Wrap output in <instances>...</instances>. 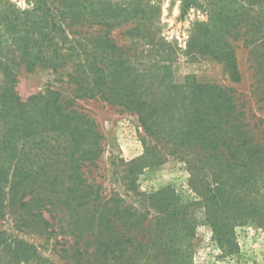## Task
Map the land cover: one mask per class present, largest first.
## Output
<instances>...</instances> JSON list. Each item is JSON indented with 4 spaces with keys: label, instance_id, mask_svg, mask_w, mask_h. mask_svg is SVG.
I'll list each match as a JSON object with an SVG mask.
<instances>
[{
    "label": "rangeland",
    "instance_id": "obj_1",
    "mask_svg": "<svg viewBox=\"0 0 264 264\" xmlns=\"http://www.w3.org/2000/svg\"><path fill=\"white\" fill-rule=\"evenodd\" d=\"M188 1L195 5L46 0L37 19L47 18L39 24L42 35L34 33L32 40L49 59L33 68L15 45L26 37L27 25L9 30L0 24V264H68L63 250L83 245L93 230L91 214L83 227L74 220L93 209L81 199L91 186L99 193L96 208L115 214L119 205L123 211L116 215L117 232L106 233L105 240L124 237L125 251L106 264H264V164L235 168L231 179L223 166L229 151L206 161L181 145L192 106L181 89L169 90L186 83L231 90L241 129L264 145V102L255 94L264 88V3ZM36 2L0 0V16L8 6L32 12ZM204 27L214 34L224 28L239 81L224 61L198 50ZM12 79L18 101L2 104L4 97L11 100L6 82ZM85 88L95 95H84ZM52 92L61 106L71 105L96 125L102 151L94 164L83 163L79 175L72 151L59 148L69 145L60 125L47 121L50 113L40 107L22 105ZM138 102H166L151 132L139 122ZM18 184L22 201L31 200L26 208L11 207ZM49 187L57 193L50 195ZM48 198L57 208L37 206ZM124 209L135 215L127 222ZM39 213L52 225L43 224ZM137 218L144 220L139 228ZM99 245L90 242L89 250L95 253ZM93 258L91 264H100Z\"/></svg>",
    "mask_w": 264,
    "mask_h": 264
},
{
    "label": "trees",
    "instance_id": "obj_2",
    "mask_svg": "<svg viewBox=\"0 0 264 264\" xmlns=\"http://www.w3.org/2000/svg\"><path fill=\"white\" fill-rule=\"evenodd\" d=\"M254 1H262L264 3V0ZM184 2L186 3V9L195 5V3L189 2L188 0H184ZM43 5H47L46 0H38L32 12H20V10L18 11L16 8L12 10L11 6H8V10L6 8L4 11L2 10L3 15L0 16V24L4 22L9 30L10 28L16 30L18 25H27L26 37L23 38V36H21V38H19L18 44L15 45L21 58H26L28 68H33L37 63L49 59L48 56H46L44 47L38 45L37 42H33L32 40V35L34 33L37 35H42V32H39V24L45 22L47 18H43L41 20L37 19L39 18L38 14L41 12ZM46 9L50 11L49 7ZM223 20L224 19L221 20V25ZM225 27H228V25H225ZM230 27L232 26L230 25ZM223 30L224 28H219L218 33L214 34L212 29H207L204 27L203 31L205 34L203 37L205 40H199V45L197 47L202 54H211L216 59L224 61L227 68L229 69L231 78L234 81H239L241 76L236 64L234 50L232 49L231 45L228 44ZM207 32L209 36H212V38L208 37ZM248 32L249 31H247V33ZM29 34L30 36H28ZM213 35L216 36L215 41H213ZM248 43V40L245 41V44ZM5 70H9V68L5 66ZM11 76L12 75H7L8 78H11ZM13 82L14 79L6 82L10 84V86L7 87V92H10L11 100H5L4 98L6 97H4L2 104L7 101L8 103H15L18 101L15 93H13ZM173 88L181 89L183 91L182 96L192 106V111L189 114V123L186 127L183 137L181 138V145L195 149L199 152V154L203 153L206 161H217L218 155H224L226 151H229V159L226 160L223 166L228 167V169L231 170V179L233 177V171L235 168H249L251 166L254 167L259 164H264V145L257 141L253 135H250L249 132L241 129L239 116L236 114L237 98L232 94L231 90H227L226 88L218 85H195L186 83L182 86H170V89L168 86L170 94L171 89ZM83 91L84 95L90 97L96 93L94 89L89 88H85ZM52 93L49 97L40 94L31 98L26 102V104L22 105H32L36 108L40 107V109L44 110V114L45 112L50 113V115H47L48 117H46L47 121L54 122L52 125L55 128L60 125L58 127V131L60 132V135L67 134V144L69 145L66 147H62L60 145L59 148L72 151L71 158L73 169L75 170L74 173L79 175V171L83 163L85 161H89L91 164H94L99 159L100 153L102 151L98 140V133L94 130V128L96 129V125L91 123L87 116L81 113L79 110L71 108V105L67 104L61 106L59 104V96L55 93ZM97 93H101L100 90H98ZM255 94L259 95L260 101L264 102V88L259 89V91H256ZM165 106L166 102L158 103L153 107L146 105L145 103H137L136 113L138 115L139 122L147 132H151L153 119L160 116V113ZM210 165L213 166V164ZM49 188L50 189L46 191L50 192V195L57 193L54 187ZM95 191L96 189H94V186H91L84 196H81V199H83L84 203H89V206L90 204H93V209L90 210V208H88L89 211H87V209H83L80 214H77L78 218L76 216L77 219H74L76 224H80L81 222L79 227H83L82 223L84 224V219L89 214H91L89 223L93 230L90 234H88V239L84 241L83 245L81 242H76L75 244L69 245L68 248L63 250V252L66 254L65 257L68 259V264H91L94 259L93 257L97 258L100 264H106L111 256L119 252L123 253L125 251V248H123L121 245L124 242V237L120 238V240L119 237H113L114 239L110 240L108 243L105 240L106 233L111 234L109 232H117V224L121 218L116 219V215L122 210L119 209V205H115V209L117 210L115 214L111 212V209L107 211L99 210L100 205H98L96 208V203L99 199V193H96ZM12 192H14L12 193L14 198H12L11 207H14L16 204H19L20 207L25 208L29 206L31 200L28 201V203L22 201V198L25 194L23 190H20L19 184L13 187ZM19 193H22V195L18 199ZM38 202L39 204L37 206L39 207H47V205H49L50 207L57 208L55 205L56 203L52 198H48V201L45 202V204H42V200H38ZM97 211L99 212L97 213ZM39 215L42 219L41 221L44 222L43 224H46L47 226L52 225L42 216V213H39ZM130 216L135 215L129 214V212L124 209V217H126V222L128 219H130ZM143 222V219L142 222H140L139 218H137L136 228L141 227ZM94 229L96 230L94 231ZM53 231L54 230H52L51 234ZM146 232H148V230ZM134 238L135 236L132 237V239ZM90 242L93 244L100 243L95 253H92L89 250ZM141 247L142 246H140V248Z\"/></svg>",
    "mask_w": 264,
    "mask_h": 264
},
{
    "label": "clouds",
    "instance_id": "obj_3",
    "mask_svg": "<svg viewBox=\"0 0 264 264\" xmlns=\"http://www.w3.org/2000/svg\"><path fill=\"white\" fill-rule=\"evenodd\" d=\"M21 6H23V5H21Z\"/></svg>",
    "mask_w": 264,
    "mask_h": 264
}]
</instances>
